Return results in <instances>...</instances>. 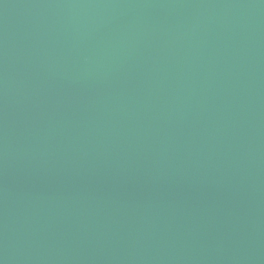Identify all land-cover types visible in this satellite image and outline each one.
Here are the masks:
<instances>
[{"label":"water","instance_id":"water-1","mask_svg":"<svg viewBox=\"0 0 264 264\" xmlns=\"http://www.w3.org/2000/svg\"><path fill=\"white\" fill-rule=\"evenodd\" d=\"M0 264H264V0H0Z\"/></svg>","mask_w":264,"mask_h":264}]
</instances>
